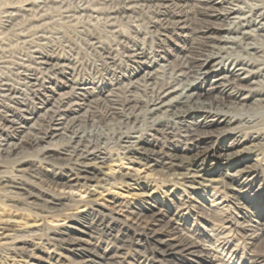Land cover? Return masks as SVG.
Masks as SVG:
<instances>
[{
    "label": "bare ground",
    "instance_id": "6f19581e",
    "mask_svg": "<svg viewBox=\"0 0 264 264\" xmlns=\"http://www.w3.org/2000/svg\"><path fill=\"white\" fill-rule=\"evenodd\" d=\"M32 8L2 5V28L18 30L21 11ZM79 10L102 17L118 37L114 45L94 34L87 40L106 81L74 75L69 59L35 46L14 66L18 85L0 74V158L46 186L34 191L0 175V190L17 199L0 209V264H148L132 246L163 264H223L237 246L213 245L226 231L251 246L244 264H264V218L240 187L257 165L264 171V155L254 151L264 146V0H85ZM141 13L151 14L146 33L136 27ZM122 23L135 34L122 33ZM149 33L182 39L181 54L160 55L161 42L146 47ZM231 48L245 55L230 58ZM158 130L190 152L155 159L146 144ZM220 130L234 147L210 142ZM51 164L64 171L44 181L34 175ZM215 164L230 183L213 176ZM158 173L169 175L173 191L192 195L170 189L171 206L157 195ZM220 189L236 206L229 217L221 216ZM32 208L43 209L40 219H27ZM54 213L60 217L49 220Z\"/></svg>",
    "mask_w": 264,
    "mask_h": 264
},
{
    "label": "rangeland",
    "instance_id": "374dc122",
    "mask_svg": "<svg viewBox=\"0 0 264 264\" xmlns=\"http://www.w3.org/2000/svg\"><path fill=\"white\" fill-rule=\"evenodd\" d=\"M23 3H30L33 8L27 12L21 11L20 18L21 21H23L24 25L19 26L18 30H9V28L3 29L1 26L2 14L0 13V74L6 77L14 85H18V81H17L18 76L13 74L15 70L14 66H16V64L18 63H23V62L27 63V59L31 54V48L35 46L51 54H56L61 56L62 58L69 59L71 63L75 65L74 75L100 83H102L105 80V77H109V75L104 74L102 68H98L94 66V63H92V59L95 56H97V53L91 50L87 46V40L89 35L94 34V35H99L100 38L103 39L104 44L114 45L118 37L115 38L116 35L115 33H111V32L109 33L108 31L106 32V30L108 29H105L104 26L102 25L103 22L102 17L100 18V16H98L93 19L92 16H89L90 11L84 12L79 10V6L85 4V0L84 1L83 0H0V7L5 4L21 5ZM98 3L99 2H95L94 4L96 5ZM140 16H139L140 20L136 22V24H138L136 27L140 31L146 33L148 31V28H146L145 21H147V19L151 17V14L141 13ZM131 27L132 26H129L126 23H122L119 26V29L122 33L131 36L135 34ZM155 42L156 43L161 42V45L163 47V52L161 53L159 52V54L165 56L166 58L167 57L173 58L175 54H181L180 53L181 45H184V41L180 38H177L174 35L171 36L170 39H167V41H162L160 39H157L156 36H154L152 33H149V36L144 40L146 47H154ZM244 55L245 53L240 48L239 49L231 48L230 54L228 56H230V58H233L239 56L241 57ZM2 61H6V63L2 65ZM113 77L114 76H110V78ZM174 133L175 134L178 133L177 129L174 130ZM153 134H151V136H148L149 142L146 144V146L149 149L151 148L153 153L157 156V158L155 156V159H157L158 161H160L162 158L168 157V154L170 155L173 153L190 152L189 149L187 150V148H184L183 144H181L180 141L174 140L173 138L170 137V135H167L163 130H158ZM210 142L217 147L218 146L234 147V144L232 142V136L226 130H220L219 132L215 133L210 139ZM56 145L57 144L51 145L52 151L56 149L57 147ZM110 145L111 146L109 149L111 150L118 151L120 149V147L117 144H113V145L110 144ZM215 149L216 148H214L213 150L217 152ZM262 149H264V146H262V148L256 147L254 148V151L255 153L262 152L264 155V151H262ZM36 153H37L36 151L34 152V150L29 148V152L26 155L30 158H36L37 156ZM160 153L162 156L160 155ZM206 165L207 168L210 167V165L208 164ZM212 167L214 170H216L213 176L222 177L219 175V170L224 169L225 166H218V164H215L214 166L212 165ZM63 169L64 168L58 164L57 165L51 164L49 165V167H46L45 170L35 172L36 174L34 175L38 176L40 179L44 181L51 174L62 173L64 171ZM256 171L257 173H255V176L254 178H252V181L248 179L245 182L241 183L240 187L242 191H245L251 197V203L253 204L252 213L263 219L264 218V174L262 172L264 171L262 170L261 165L256 166ZM0 175H7L11 178L15 177L17 181L24 183L25 186H27L28 188L34 191L46 189V186L41 182L34 183L33 177L30 176L31 174L17 172V169L12 159L7 160L0 158ZM155 177H156L155 184L157 183L156 185H157L158 197L165 198L167 200L165 202H169V204L172 206V202L168 200V195H165L170 191V189H172L171 191H173L171 185L172 182H169L170 181L169 175L165 173H158L155 174ZM221 180H223L226 183H230L224 177H222ZM252 183L253 185L257 184V186L258 185L260 186L259 187L260 190L256 189L258 192H253L255 187L250 186L252 185ZM174 191L180 195L182 194L187 196L192 195V194H185L180 189H174ZM208 194L209 192H200V196L203 199L204 197H207ZM193 195L195 196V194ZM220 195L221 196L224 195L223 203L224 204L227 203V205H222L223 208L221 207V214L223 212L221 216L229 217L231 215V212L237 211L236 206L235 208H233L230 198L227 196L228 195L227 191H224L223 189ZM10 199L14 201L17 200L11 198L4 191L0 190V209H2V207H5V204H7V202H9L8 200ZM30 211L25 210L23 213L26 214L28 220L33 221L40 219L41 216L38 214H41L43 212V209L32 208L30 209ZM192 212H194V210ZM49 217L51 218L48 219L51 220V219L59 218L60 216L54 213L51 214ZM95 224L97 225L98 223L94 222V225ZM193 227L195 229L202 230L200 224L196 223L193 225ZM262 227L264 231V225H262ZM225 234L226 235H224L223 239L221 238L214 240L213 245L217 247V245H221L222 243H226L227 241L230 242L233 239H235L237 241V246L235 250V256H233L232 258L229 257L226 258L225 256L224 260L222 261L223 264H244L243 262L247 258V253L249 252L248 250H250L251 246L246 242L245 237L241 233L226 231ZM135 247L133 246L130 247L129 251H132L131 254L137 255L141 257V259H144V262L146 260L148 264L151 263L163 264L161 262L158 263L155 259L149 256L145 257V255L139 252ZM263 249L264 246H262V248L260 246V250ZM151 250H154L153 245L152 246L149 245L146 248L147 255L151 253ZM174 257L175 260L184 259V257L181 254H175ZM153 260L155 263L153 262ZM170 263L176 264L174 262H170ZM170 263L164 262V264H170Z\"/></svg>",
    "mask_w": 264,
    "mask_h": 264
}]
</instances>
